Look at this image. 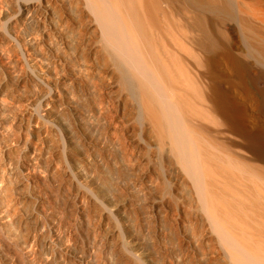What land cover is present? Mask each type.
I'll use <instances>...</instances> for the list:
<instances>
[{"label": "bare ground", "instance_id": "1", "mask_svg": "<svg viewBox=\"0 0 264 264\" xmlns=\"http://www.w3.org/2000/svg\"><path fill=\"white\" fill-rule=\"evenodd\" d=\"M119 248L264 264V0H0V264Z\"/></svg>", "mask_w": 264, "mask_h": 264}, {"label": "rangeland", "instance_id": "2", "mask_svg": "<svg viewBox=\"0 0 264 264\" xmlns=\"http://www.w3.org/2000/svg\"><path fill=\"white\" fill-rule=\"evenodd\" d=\"M31 203H32V202H30V201L28 202V201H27V204H28V205H27V204H26V205H27V206H31ZM150 224H151V223H150ZM150 226H151V225H150ZM114 240H116V241H114ZM114 240H113V242H114L113 244L116 245L119 241H118L116 238H115ZM117 241H118V242H117ZM118 250H119V251L121 250V254L123 253V252H122L123 250H122L121 248H119ZM123 256H124V254H122V257H123ZM122 259H123V260H122V264H127V262H126V260L124 259V257H123ZM120 264H121V263H120Z\"/></svg>", "mask_w": 264, "mask_h": 264}]
</instances>
